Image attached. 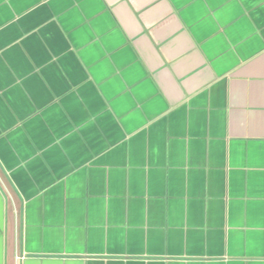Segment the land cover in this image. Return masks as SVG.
Here are the masks:
<instances>
[{
    "label": "crops",
    "instance_id": "1",
    "mask_svg": "<svg viewBox=\"0 0 264 264\" xmlns=\"http://www.w3.org/2000/svg\"><path fill=\"white\" fill-rule=\"evenodd\" d=\"M0 264H264V0H0Z\"/></svg>",
    "mask_w": 264,
    "mask_h": 264
}]
</instances>
